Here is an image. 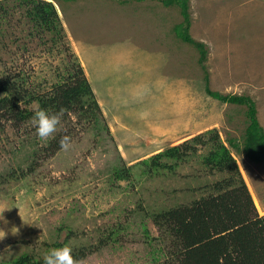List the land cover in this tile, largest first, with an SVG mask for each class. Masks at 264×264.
Here are the masks:
<instances>
[{
	"label": "rangeland",
	"instance_id": "obj_1",
	"mask_svg": "<svg viewBox=\"0 0 264 264\" xmlns=\"http://www.w3.org/2000/svg\"><path fill=\"white\" fill-rule=\"evenodd\" d=\"M188 2L189 34L204 45L203 64L175 37L178 9L161 0L54 3L62 29L54 44L32 29L17 0H0V76L22 74L24 86L40 94L78 64L100 110L99 124L67 114L47 141L29 122L0 121V264L22 254L42 262L55 243L84 249L83 264H163L152 215L190 206L228 174L202 165L208 146L151 178L136 163L212 129L225 144L240 140L247 124L244 106L206 94L205 75L210 91L254 101L264 132V0ZM58 134L71 137L72 148L46 158L41 150ZM230 151L264 216V164ZM126 167L132 176L115 180L114 169Z\"/></svg>",
	"mask_w": 264,
	"mask_h": 264
},
{
	"label": "trees",
	"instance_id": "obj_2",
	"mask_svg": "<svg viewBox=\"0 0 264 264\" xmlns=\"http://www.w3.org/2000/svg\"><path fill=\"white\" fill-rule=\"evenodd\" d=\"M17 6L24 9V15L32 23L35 32L46 33L50 42L61 39V24L54 3L62 0H17ZM164 7H176L181 22L173 27L175 37L182 43L194 47L199 53V63L206 59L202 43L194 41L189 34L190 14L188 0H161ZM6 11L0 3V18ZM38 35V34H37ZM74 70L64 67V74L58 73L57 81L49 91L36 93L32 87L24 86L22 74L0 76V121L10 122L15 128L30 121L38 110L50 114L64 109L62 119L73 114L80 121L98 123L100 110L91 86L82 68L73 65ZM206 94L220 103L246 108L247 120L240 140L228 139L227 145L220 139L216 129L194 136L181 144L163 149L136 163L141 174L149 178L174 170L181 162L197 153L198 147L208 146L209 151L201 158L202 165L210 172L225 173L227 177L209 187L211 194L193 202L190 206H178L152 215V222L158 230V240L164 244L163 264H264V216L260 217L250 192L239 172L230 148L241 152L253 164H264V132L257 119L254 101L247 96L221 95L209 90L208 77H204ZM36 104L37 109L28 106ZM58 134L41 150L48 158L59 149ZM209 136L208 140L205 137ZM32 170V168L30 169ZM130 167L114 169V179L128 180L132 175ZM117 232L111 230L108 239L114 240ZM108 242L102 241L101 244ZM55 243L53 248L61 247ZM77 260L85 258L84 249L72 252ZM2 264H42L28 254H22Z\"/></svg>",
	"mask_w": 264,
	"mask_h": 264
},
{
	"label": "clouds",
	"instance_id": "obj_3",
	"mask_svg": "<svg viewBox=\"0 0 264 264\" xmlns=\"http://www.w3.org/2000/svg\"><path fill=\"white\" fill-rule=\"evenodd\" d=\"M64 109L59 112L49 113L47 110H38L34 113L29 123L35 130L36 137L41 141H47L58 131V126L62 123ZM59 146L63 151H69L72 148L71 137L64 135L59 140ZM4 211H0L3 213ZM5 232L0 231V240L5 238ZM42 264H83L72 255V248L65 245L59 248L47 250L42 257Z\"/></svg>",
	"mask_w": 264,
	"mask_h": 264
},
{
	"label": "crops",
	"instance_id": "obj_4",
	"mask_svg": "<svg viewBox=\"0 0 264 264\" xmlns=\"http://www.w3.org/2000/svg\"><path fill=\"white\" fill-rule=\"evenodd\" d=\"M257 112H258V110H257ZM259 117H260V115H259V112L257 113V119H258V121H260L259 120Z\"/></svg>",
	"mask_w": 264,
	"mask_h": 264
}]
</instances>
